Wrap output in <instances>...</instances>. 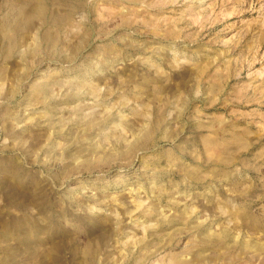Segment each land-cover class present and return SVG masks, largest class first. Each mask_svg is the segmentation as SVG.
I'll return each mask as SVG.
<instances>
[{
    "label": "rangeland",
    "instance_id": "rangeland-1",
    "mask_svg": "<svg viewBox=\"0 0 264 264\" xmlns=\"http://www.w3.org/2000/svg\"><path fill=\"white\" fill-rule=\"evenodd\" d=\"M0 264H264V0H0Z\"/></svg>",
    "mask_w": 264,
    "mask_h": 264
}]
</instances>
